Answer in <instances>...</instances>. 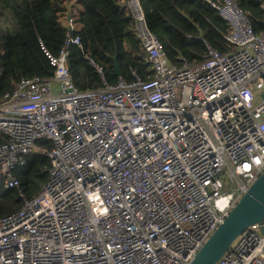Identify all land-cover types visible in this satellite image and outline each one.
Returning a JSON list of instances; mask_svg holds the SVG:
<instances>
[{"label": "built area", "instance_id": "2783aa9c", "mask_svg": "<svg viewBox=\"0 0 264 264\" xmlns=\"http://www.w3.org/2000/svg\"><path fill=\"white\" fill-rule=\"evenodd\" d=\"M212 4L227 53L172 65L140 0H122L152 79L80 91L63 49L52 78L0 97V183L24 201L0 220V264H192L264 175V32L233 0ZM38 154L52 167L28 200L14 172ZM218 264H264V224Z\"/></svg>", "mask_w": 264, "mask_h": 264}, {"label": "trees", "instance_id": "16d2710c", "mask_svg": "<svg viewBox=\"0 0 264 264\" xmlns=\"http://www.w3.org/2000/svg\"><path fill=\"white\" fill-rule=\"evenodd\" d=\"M217 0H140L149 30L161 41L172 65L199 63L208 45L220 53L232 50L226 40L228 22L213 6ZM256 33L264 32V0H233ZM122 0H0V97L14 91L22 79L52 78L51 58L69 52L68 71L80 91L152 79L154 72ZM80 7V9H78ZM71 11V22L68 19ZM69 33L81 46L67 45ZM4 139L0 134V142ZM45 153L54 146L39 143ZM52 163L34 155L15 170L28 200L37 197L49 180ZM24 205L18 189L0 183V220Z\"/></svg>", "mask_w": 264, "mask_h": 264}, {"label": "water", "instance_id": "95a60500", "mask_svg": "<svg viewBox=\"0 0 264 264\" xmlns=\"http://www.w3.org/2000/svg\"><path fill=\"white\" fill-rule=\"evenodd\" d=\"M68 19H71V11ZM256 224H264V175L226 217L192 264H218L234 241Z\"/></svg>", "mask_w": 264, "mask_h": 264}, {"label": "crops", "instance_id": "0c3cea01", "mask_svg": "<svg viewBox=\"0 0 264 264\" xmlns=\"http://www.w3.org/2000/svg\"><path fill=\"white\" fill-rule=\"evenodd\" d=\"M78 9H80V7H78Z\"/></svg>", "mask_w": 264, "mask_h": 264}]
</instances>
